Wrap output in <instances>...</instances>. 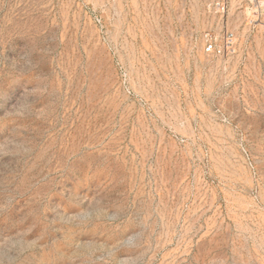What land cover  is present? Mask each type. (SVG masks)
Listing matches in <instances>:
<instances>
[{"label": "rangeland", "instance_id": "1", "mask_svg": "<svg viewBox=\"0 0 264 264\" xmlns=\"http://www.w3.org/2000/svg\"><path fill=\"white\" fill-rule=\"evenodd\" d=\"M211 1L0 0V264H264V17Z\"/></svg>", "mask_w": 264, "mask_h": 264}, {"label": "built area", "instance_id": "2", "mask_svg": "<svg viewBox=\"0 0 264 264\" xmlns=\"http://www.w3.org/2000/svg\"><path fill=\"white\" fill-rule=\"evenodd\" d=\"M242 3L247 14V23L256 25L264 17V0H238ZM232 0H212L209 6H212L216 13L223 15ZM264 24V23H263ZM235 35L233 32L226 30L220 43L211 34L205 35L204 52L207 54L229 55L234 52Z\"/></svg>", "mask_w": 264, "mask_h": 264}]
</instances>
